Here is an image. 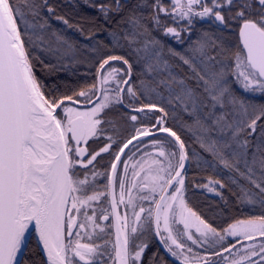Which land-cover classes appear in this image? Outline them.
I'll use <instances>...</instances> for the list:
<instances>
[{
  "label": "snow or ice",
  "instance_id": "snow-or-ice-1",
  "mask_svg": "<svg viewBox=\"0 0 264 264\" xmlns=\"http://www.w3.org/2000/svg\"><path fill=\"white\" fill-rule=\"evenodd\" d=\"M80 3L0 0V264H264V0Z\"/></svg>",
  "mask_w": 264,
  "mask_h": 264
},
{
  "label": "trees",
  "instance_id": "trees-1",
  "mask_svg": "<svg viewBox=\"0 0 264 264\" xmlns=\"http://www.w3.org/2000/svg\"><path fill=\"white\" fill-rule=\"evenodd\" d=\"M56 3H60L61 0H55ZM77 4H78V7L75 9V11L77 13H86V14H89V15H93L95 16L96 13L93 9L91 8H88L87 6H84L82 3H80V0H76ZM63 11L65 12H72V7L71 5H67L66 7L63 8ZM55 23V22H54ZM207 25L206 24H201V25H198V27H206ZM57 27H61V25L57 24ZM69 35H74V33H72L71 31H69L68 33ZM226 36H230L231 37V41L232 43H235L236 42V36L232 33H228L226 32ZM100 38H103V34H101ZM82 39V38H81ZM169 43H172L174 47H179L178 45H176L174 42L172 41H169ZM81 71H84V69H81ZM39 74V73H38ZM61 78H65L63 77V75L61 76ZM89 80H91V75H89L88 77ZM243 94V93H242ZM252 99H255L257 102H264V97H250ZM198 195V199H199V202L201 203V206H207L210 202H215L216 204H220V201L218 198L212 196V195H208L207 197H205L204 195L202 194H197ZM225 195H229L227 190H225ZM222 206V205H221ZM227 211V209L225 210ZM244 214L247 215L249 214V210L246 208L244 209ZM223 218H221L220 220H217L215 221L216 223H220L222 221ZM36 245V241L35 240H32L31 241V244H30V247H35Z\"/></svg>",
  "mask_w": 264,
  "mask_h": 264
},
{
  "label": "flooded vegetation",
  "instance_id": "flooded-vegetation-1",
  "mask_svg": "<svg viewBox=\"0 0 264 264\" xmlns=\"http://www.w3.org/2000/svg\"><path fill=\"white\" fill-rule=\"evenodd\" d=\"M100 183L103 184V183H105V181L101 178ZM121 211H123V206H121ZM101 223L105 224V225L112 223L114 225L115 220H114V218H110V221H107V222L101 221ZM106 231L111 232V236L109 238L114 242V240H115V228L113 227L111 229H106ZM156 247H159L158 241L155 244H153L151 250L154 251ZM161 252H162V254L167 255L166 253H163V249H161ZM169 259H171V258H169Z\"/></svg>",
  "mask_w": 264,
  "mask_h": 264
}]
</instances>
